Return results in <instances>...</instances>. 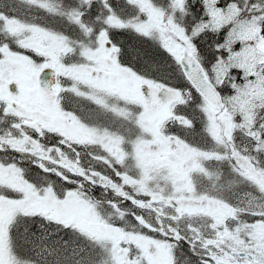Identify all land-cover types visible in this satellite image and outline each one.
Masks as SVG:
<instances>
[{
  "label": "snow or ice",
  "instance_id": "snow-or-ice-1",
  "mask_svg": "<svg viewBox=\"0 0 264 264\" xmlns=\"http://www.w3.org/2000/svg\"><path fill=\"white\" fill-rule=\"evenodd\" d=\"M0 264H264V0H0Z\"/></svg>",
  "mask_w": 264,
  "mask_h": 264
}]
</instances>
